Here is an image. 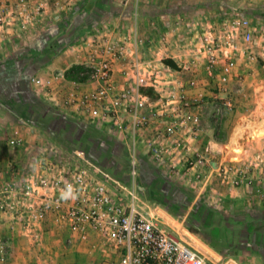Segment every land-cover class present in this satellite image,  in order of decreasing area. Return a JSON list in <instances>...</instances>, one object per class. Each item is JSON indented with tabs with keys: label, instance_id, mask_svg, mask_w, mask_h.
Instances as JSON below:
<instances>
[{
	"label": "crops",
	"instance_id": "0c3cea01",
	"mask_svg": "<svg viewBox=\"0 0 264 264\" xmlns=\"http://www.w3.org/2000/svg\"><path fill=\"white\" fill-rule=\"evenodd\" d=\"M131 1L72 0L64 9L51 3L48 14L42 15L40 20L29 19L24 27L16 14L7 13L2 18L0 194L15 192L16 195L29 177L40 171L42 156L66 152L63 150V147H69L63 142L67 138L66 134L74 131L80 137L86 131L82 126L96 127L100 131L106 129V126L99 128L90 122L69 97L73 90H92L95 83L89 80L81 83L70 81L65 78V73L74 65L86 67L92 59L82 42L87 35H104L106 39L116 42H131L132 32L142 40L152 37L156 31L152 30V22L149 20L147 24L145 19H159L160 16H146V10L142 8L148 3L147 0H139L142 2L141 9L140 5ZM158 1L170 0H151L150 6L147 4L146 7L151 9V3L156 4ZM217 1L224 5L223 13L214 14L217 10H213L214 13L209 14V21L213 25L217 24V27L220 25L218 20L232 14L245 16L254 22H264V0ZM16 3L17 0H0V4L15 6ZM62 5L64 7L66 2L63 1ZM138 9L141 15H137ZM198 34L199 32H195L188 37H196ZM178 39L184 41L187 37L178 36ZM148 51L146 54L142 51L143 58L153 59L154 51ZM183 52L184 50H177L179 55ZM153 67L161 69V64H153ZM193 71L197 79L194 88L187 86L193 77L191 71L171 69L166 75V85H184L188 96L199 93L204 95L201 105L192 109L200 119L196 133L180 128L176 137L180 148L173 149V143L170 144L174 159L182 157V151L186 150L190 157L203 155L207 162L206 171L209 172L221 158H225L222 153L226 148V153L230 152L234 158H241L238 165L253 160L257 155H263L261 152H250L249 149L262 148L264 145V136L259 140H252L254 136L264 133V64L250 61L247 56L239 58L234 77L225 86L208 78L201 63ZM113 76L119 88L129 85L131 77L128 63L124 60L116 61ZM35 77L49 79L50 87H36L32 82ZM223 99L234 101V109L232 107L216 111L214 105ZM150 121V127L142 133L145 137L139 143L141 151H145L147 139L159 140L163 135V118L156 115ZM15 131L23 139L20 148L9 145ZM190 173L194 175L193 172ZM254 177L251 184L246 183L237 188L228 187L215 175H212L206 186L198 185L193 177L184 178L182 182L194 189V199L186 210L183 209L184 214L181 216H173L165 209L164 219L170 224L184 226L194 204L199 198H204L210 207V213H213V220L221 216L222 224H236V228H241L244 233L248 229L256 230L254 232L259 233H255V240L259 245L264 244V174L259 179L256 174ZM34 228L41 236L39 241L33 240L22 224H18L15 214L0 213V239L8 246V258L5 263L0 264H79L85 263L93 253L113 257L109 250L94 248V240L82 242L66 228H56L49 222L36 224ZM202 243L210 248L205 242ZM195 245L204 254L208 253L196 243ZM210 263L214 264L212 260Z\"/></svg>",
	"mask_w": 264,
	"mask_h": 264
},
{
	"label": "built area",
	"instance_id": "2783aa9c",
	"mask_svg": "<svg viewBox=\"0 0 264 264\" xmlns=\"http://www.w3.org/2000/svg\"><path fill=\"white\" fill-rule=\"evenodd\" d=\"M63 1L66 2L64 7ZM132 1L137 4L139 0ZM71 2L17 0L15 6L0 4V21L7 13L16 14L24 27L29 19L40 20L42 15L48 14L51 3L64 9ZM218 21L219 27L209 21L196 37H188L193 34L189 32L184 52L168 57L179 69L193 73L187 83L189 88L197 85L193 68L199 63L206 76L222 86L234 77L239 58L247 56L250 61L264 64L263 21L254 22L236 14ZM82 42L92 56L84 66L88 70L87 80L95 83V87L88 91L73 90L70 100L95 126L129 133L132 183L117 190L104 181V175L83 152L68 149V153L42 156L40 171L32 174L16 195L15 192L0 194V213L15 214L18 224H22L33 240H41L34 226L44 222L66 228L82 242L94 240V248L113 253L115 264H208L207 256L189 235L190 230L183 224H169L164 219L163 208L151 209L141 202L134 183L138 137L150 127L154 116L162 117V138L146 140L148 155L170 171L174 165L184 163L202 186L209 183L212 175L228 187L251 184L255 174L258 179L264 174L263 156L257 155L242 165L221 158L209 172L203 155L190 157L186 150L182 151V157L174 159L170 144L173 143V149L180 148L176 140L180 128L196 133L200 119L192 109L201 105L204 95L188 96L184 85H166V75L171 69L162 65L164 58H143L140 48L153 51L151 41H143L135 32H132L131 42H116L104 35H87ZM119 60L128 63L131 77V83L122 88L116 85L113 76L115 62ZM156 63L161 64V69H154ZM32 82L42 89L51 85L49 79L35 77ZM143 88L159 94V99L151 101L142 93ZM232 105L231 99H223L218 100L214 108L220 112L223 108L232 109ZM9 145L22 147L19 132H14ZM7 258V243L0 239V263H5Z\"/></svg>",
	"mask_w": 264,
	"mask_h": 264
},
{
	"label": "rangeland",
	"instance_id": "374dc122",
	"mask_svg": "<svg viewBox=\"0 0 264 264\" xmlns=\"http://www.w3.org/2000/svg\"><path fill=\"white\" fill-rule=\"evenodd\" d=\"M149 1L151 0H147L148 3H145L143 5L144 7L142 8V10H146V13L148 16L149 15H152V16L159 15L160 17L159 19H156V18L154 19L152 17H151L152 19H147V18L145 19L147 24L149 23V20L152 22L151 26L154 28L152 30L156 32L152 35L151 38L144 39L143 41L145 40L151 41L150 45H151L152 50L154 51V54H152V57L155 60L160 59V58L165 59V58L172 56L173 54H177L178 49L184 50L186 45L189 43V41L188 40L182 41L180 39L178 40V36L185 37L189 34V32L194 33V32L201 31V28L206 27V24L210 20L209 14L214 13L215 10L217 11L214 14H218L219 12L223 13L224 11L223 10L224 5L221 4V2L217 0H170L169 2L158 1L156 4L151 3L152 4L151 5L152 7H150L151 9L146 7L147 4L150 6ZM137 4H138L137 6L140 5V9H141L142 2L138 1ZM140 9L137 10L136 12L137 15H141ZM138 25H139V22H138ZM162 37H165L166 40H162ZM176 43H177V46L175 45ZM140 49L143 52H145V54L149 53V51L146 50L144 47ZM156 52L158 53L157 55L155 54ZM263 92H264V89H263ZM232 103H233V109H234L235 103L234 101ZM263 131H264V128H263ZM89 135L94 138L93 141L99 142V145L93 151L94 156L99 160L101 159V163H103V165H105L106 168L107 166H109L111 167V169H113L114 173H117L116 175L117 177L113 176L110 170L106 169L105 167L98 166V170L105 177L104 181H106V183L110 184L112 187H115V188L116 187L120 188L121 186L126 187V185H129L130 183H132L131 178H130V173H131L130 155L132 154V150H130V146H131L130 145L131 144L130 135L126 131H117L111 128L110 129L106 128V129L101 130L100 134L90 132ZM67 136L68 134H66V137ZM143 136L144 134H142L137 139V143H136L135 156H136V162H137L136 164L137 176L134 182L135 190L141 202L147 207L154 209L155 206H159L163 208L164 210L166 209L169 213L171 212L168 209L171 208L173 211H178L180 213V215L178 216H181L184 214L183 209H178L176 206H170L169 203L168 205L164 204V202L167 200V197L153 196V195L143 196L140 193L141 191L139 187L140 178L146 175L144 174L146 170L145 165L147 162L155 163V160L148 155L147 149H145V151L140 150L139 143L141 142V138ZM263 136H264V133L260 136H254L255 138L253 137L252 140L254 139L259 140ZM63 148H64L63 150H65L66 152H69L67 150L71 149L70 147L66 148V146ZM253 148L254 147H250L249 149L250 152L251 151L254 153L261 152L263 154L262 156H264V145L262 148H256V149H253ZM75 151H80V150L75 149ZM225 151H227V148L222 153L223 157L229 158L234 162L241 161V158L240 159L234 158L233 153H230V152L226 153ZM102 152L103 153L105 152L104 158L101 155ZM226 154L228 156H226ZM222 156L220 155L219 157L221 158ZM140 157L141 158L146 157L147 160L146 161L143 160V162L139 163ZM158 164H160L161 166L160 168L164 176L167 174L168 175L170 174L171 176L170 180L174 183H177V184L179 183V184H182L183 186L191 188L188 185H185L182 182V180L184 178L193 177L194 181H196L198 185H201L199 180H197L195 174L191 175L190 172H193V171L190 170L189 167L186 166L184 163H179L177 165H174L173 171H170L168 168L164 167V165L159 162ZM158 164L157 163L152 164V166H155V167L159 166ZM141 180L143 181L144 178H142ZM121 181L126 182V184L122 183ZM119 188L117 190H119ZM172 215L176 216L174 214ZM185 226L187 225L184 224V227ZM251 232L252 231L249 232L248 236L245 235L239 238V240L243 242V245L239 246L238 248L233 247V248H228L225 250H220L219 248L218 249L213 248L208 244L210 246L209 248L208 246L202 243L204 241L199 236H197L195 233L192 232L191 234L189 232V235L191 236L193 241L198 246L202 247L206 252H208V253H205L207 258L209 257L210 261L212 260L214 264H264V244L259 245V243H257V241L254 238L255 235ZM216 253H218L219 255H216ZM99 255L97 253H93V255L89 259H87L85 263L82 262L79 264H115V261L112 260V258L107 257V255H104L103 253H100ZM209 259H208V264H211Z\"/></svg>",
	"mask_w": 264,
	"mask_h": 264
},
{
	"label": "trees",
	"instance_id": "16d2710c",
	"mask_svg": "<svg viewBox=\"0 0 264 264\" xmlns=\"http://www.w3.org/2000/svg\"><path fill=\"white\" fill-rule=\"evenodd\" d=\"M161 63L172 70H178L177 65L170 58L162 60ZM65 78L74 82H85L88 79V70L82 65H74L66 71ZM141 91L151 101L159 99V94L153 92L149 88H143ZM82 128H84L86 131H83V134L80 137H78L75 132L72 131L68 134L67 138L63 142L71 149H79L82 151L85 154L86 159L93 165L106 168V166L101 163V159H97L93 154V151L97 148L99 142L93 141L94 138L89 135L90 132L100 134V130L91 126H82ZM101 155L104 158L105 152H102ZM143 160L146 161L147 158L140 157L139 163L143 162ZM156 163L158 164L156 161L155 163L147 162L145 165L146 170L144 174L146 175L144 177L142 176V178H144L143 181L141 180L142 178H140L139 187L141 189V195L165 196L167 197V200L164 202V204L168 205L169 203L170 206H176L178 209L187 208L194 199V189L188 188L179 183L177 184L172 182L170 180V174L164 176L160 168V164H158L159 166L156 167L152 166V164ZM106 169L110 170L113 176L117 175V173H114L111 167L107 166ZM121 182L126 184V182ZM168 210H170V212L176 216L180 215L178 211H173L171 208ZM209 210L210 207L204 198H199L194 204V207H192L191 212L188 214L186 219L187 228L199 236L205 243L216 249L219 248L220 250H225L233 247L238 248L239 246L243 245V243L239 240L240 236L243 234L248 236L251 230L248 229L246 233H244L242 232L241 228H236V224H222V218L219 212H216V214L220 217L216 220H213V213L211 214ZM254 231L251 232L254 235L255 233H259L258 231Z\"/></svg>",
	"mask_w": 264,
	"mask_h": 264
}]
</instances>
